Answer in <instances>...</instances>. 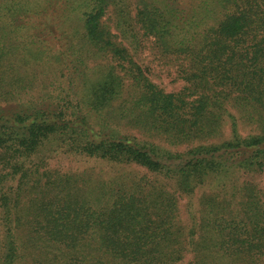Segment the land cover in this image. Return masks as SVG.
I'll list each match as a JSON object with an SVG mask.
<instances>
[{
  "label": "trees",
  "instance_id": "16d2710c",
  "mask_svg": "<svg viewBox=\"0 0 264 264\" xmlns=\"http://www.w3.org/2000/svg\"><path fill=\"white\" fill-rule=\"evenodd\" d=\"M141 37L187 63L181 92L134 59ZM230 98L264 123V0H0V264H179L187 252L264 264V202L249 184L205 193L195 224L179 222L177 194L264 169V133L233 124L234 139L208 140ZM57 153L135 164L175 191L147 176L41 173Z\"/></svg>",
  "mask_w": 264,
  "mask_h": 264
},
{
  "label": "rangeland",
  "instance_id": "374dc122",
  "mask_svg": "<svg viewBox=\"0 0 264 264\" xmlns=\"http://www.w3.org/2000/svg\"><path fill=\"white\" fill-rule=\"evenodd\" d=\"M133 13H135L134 10ZM75 24L78 25V23ZM72 31L73 29L70 30V32ZM25 32L27 31L23 30V33ZM140 40L141 42L139 46L132 51L133 57L137 63L144 69L152 82L157 84L165 92H181L188 85L183 73V70L188 68L187 63L178 61L176 59V55L163 54L158 49L152 38L141 37ZM50 44L52 45V42ZM54 50H59L58 46H56ZM225 108L227 112H222L223 121L220 132L208 139L211 145L218 146L225 141L234 139L235 134L233 133V124L237 125L238 135L243 138L254 137L264 133V123H262L259 117V114L264 116V110L260 113L256 112L259 116L248 117L245 111L238 107V104L233 100V98L229 99ZM118 129H121L126 134L137 137L139 140L154 141L156 144L162 145L174 152H183L187 148L191 147V145L187 144L177 147L171 146L166 140H161L155 136H150L149 134L145 135L138 129L132 128L127 124H125V126L118 127ZM206 141H196L192 143V147L205 145ZM44 171H48L53 174L60 173L62 175H79L87 171L88 173L91 172L93 174L91 180L93 182L94 179V183H96L97 179L110 180L119 177H131V179L139 180L143 177L145 178L146 176L152 181H160L158 176L149 173L144 167L135 164L113 163L96 158H87L60 153L54 154L48 159V164L43 170H41V173ZM219 180L220 179L216 176L212 178V181H207V184L198 188L192 197L177 194L179 197V222H181V226L184 228L185 232H187L195 224L196 221L194 217H199V206L201 198L205 193H209L211 195L220 194L222 196L220 199H226L235 191L234 189H237L234 186L241 187L245 186V184H249V187L252 188V190H255L256 193L262 195L261 199L262 202H264V169L237 172L235 175H232L231 179L227 181L225 185L219 184ZM160 183L168 184L166 188L170 192L175 191L173 186L168 182L160 181ZM235 199L236 200L233 202L232 206L234 209H239L241 207L239 204L242 199L240 196H237ZM194 260V253L187 252L185 254V258L179 264H193Z\"/></svg>",
  "mask_w": 264,
  "mask_h": 264
}]
</instances>
